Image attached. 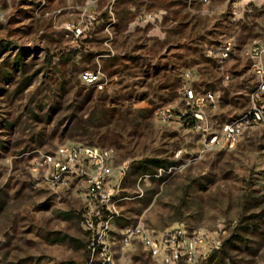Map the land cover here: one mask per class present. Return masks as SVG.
<instances>
[{
  "label": "rangeland",
  "instance_id": "obj_1",
  "mask_svg": "<svg viewBox=\"0 0 264 264\" xmlns=\"http://www.w3.org/2000/svg\"><path fill=\"white\" fill-rule=\"evenodd\" d=\"M253 49L264 64V0H0V264H99L106 210L83 179L52 188L31 170L65 145L112 151V264H162L121 245L136 225L206 232L209 249L191 264H264V127L229 150L209 145L264 106ZM84 72H99L103 90ZM187 87L213 96L195 126L183 117Z\"/></svg>",
  "mask_w": 264,
  "mask_h": 264
},
{
  "label": "built area",
  "instance_id": "obj_2",
  "mask_svg": "<svg viewBox=\"0 0 264 264\" xmlns=\"http://www.w3.org/2000/svg\"><path fill=\"white\" fill-rule=\"evenodd\" d=\"M94 21L95 18L92 15L88 16V24L81 29H76V36L82 34L83 30H86L88 25ZM231 50L232 43H225L219 50L220 58H228ZM257 51L259 50L253 49V61L250 65L257 81L255 97L264 93V64L259 60L263 51ZM189 77V73L186 72L184 78L187 80ZM81 79L87 87H92L96 91H102L105 85L99 72H84ZM182 99L190 110L189 114L183 116L184 121L187 125L194 126L203 120L202 107L204 104L213 102V96L210 93L198 97L189 87L183 90ZM161 116L163 120H169L173 114L167 110L162 112ZM258 126L264 127V106L254 103L247 112L223 124L220 135L212 136L209 139V145L216 149H232L244 132ZM31 170L52 188L63 187L72 179L85 181L88 201L106 210L103 227L100 226L95 234L92 255L96 258L100 256L99 264H112L108 225L115 217L113 211L120 201L117 198L119 185L118 183L112 185L114 176L112 151L79 145L60 146L53 152L40 153ZM120 243L124 247L138 243L152 259L162 264H191L205 255L209 249V237L206 232L187 233L177 227L156 233L140 225L130 226L123 230Z\"/></svg>",
  "mask_w": 264,
  "mask_h": 264
}]
</instances>
